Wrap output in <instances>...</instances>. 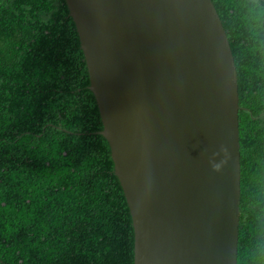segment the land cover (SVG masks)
I'll use <instances>...</instances> for the list:
<instances>
[{
  "label": "trees",
  "instance_id": "16d2710c",
  "mask_svg": "<svg viewBox=\"0 0 264 264\" xmlns=\"http://www.w3.org/2000/svg\"><path fill=\"white\" fill-rule=\"evenodd\" d=\"M238 74L237 264H264V0H212ZM65 0H0V264H134L114 171Z\"/></svg>",
  "mask_w": 264,
  "mask_h": 264
},
{
  "label": "water",
  "instance_id": "95a60500",
  "mask_svg": "<svg viewBox=\"0 0 264 264\" xmlns=\"http://www.w3.org/2000/svg\"><path fill=\"white\" fill-rule=\"evenodd\" d=\"M133 222L134 264H237L238 74L212 0H65Z\"/></svg>",
  "mask_w": 264,
  "mask_h": 264
}]
</instances>
